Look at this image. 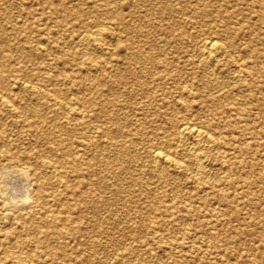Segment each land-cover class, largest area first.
<instances>
[{
	"label": "rangeland",
	"instance_id": "1",
	"mask_svg": "<svg viewBox=\"0 0 264 264\" xmlns=\"http://www.w3.org/2000/svg\"><path fill=\"white\" fill-rule=\"evenodd\" d=\"M0 61V264H264V0H0Z\"/></svg>",
	"mask_w": 264,
	"mask_h": 264
},
{
	"label": "bare ground",
	"instance_id": "2",
	"mask_svg": "<svg viewBox=\"0 0 264 264\" xmlns=\"http://www.w3.org/2000/svg\"><path fill=\"white\" fill-rule=\"evenodd\" d=\"M22 21V20H21ZM104 30V29H103ZM97 33H98V35H101L104 31H102V30H100V28L98 29V30H95ZM102 31V32H101ZM95 32V33H96ZM96 33V34H97ZM94 34V33H93ZM97 36V35H96ZM99 43V42H98ZM202 44H201V46H200V53L203 55V57H205V55L206 56H208V55H210L211 53H213V52H215V51H217L218 49H219V46L217 45L218 44V42L217 41H214V40H204V41H202L201 42ZM19 44V43H18ZM21 44V43H20ZM199 46V45H198ZM221 46H222V44H221ZM19 47V46H18ZM199 48V47H198ZM226 49V48H225ZM86 53V52H85ZM143 53V52H142ZM214 54V53H213ZM128 55V54H127ZM230 55V54H229ZM87 57V56H86ZM202 57V58H203ZM143 58V57H142ZM152 58V57H151ZM201 58V57H200ZM201 58V59H202ZM207 58V57H206ZM217 58V57H216ZM84 59H86V58H84ZM2 60H4V59H2ZM150 60V59H149ZM215 60V59H214ZM133 61H134V58H133ZM140 61V60H139ZM82 62V61H81ZM2 65H4V64H1V61H0V67L2 66ZM5 66H7L6 64L2 67L3 69H4V67ZM1 71H3V70H1ZM4 71H5V69H4ZM141 71H143V70H141ZM238 72H239V70H238ZM2 74V73H1ZM0 74V109H3V110H5V111H7V112H9V113H11V114H13L15 117H17V118H19L20 117V112H19V110L14 106V104L13 103H11V101L9 100V98H8V96H7V94H6V89H5V87H1V83L3 82H5V77L4 76H2ZM66 75V74H65ZM132 75V74H131ZM121 76V75H120ZM239 76V75H238ZM140 78V77H139ZM96 80V79H95ZM138 80V79H137ZM94 81V80H93ZM200 82H201V80H200ZM14 84H18L19 85V87H22V88H28V90L29 91H32V92H35V88L31 85H28V84H25V81H23V82H20V81H18V80H14ZM30 84V83H29ZM37 88L38 89H41V88H39L38 86H37ZM182 89V88H181ZM184 90V89H183ZM43 91V90H42ZM181 91V90H180ZM182 92V91H181ZM188 92H190V91H188ZM46 93V92H45ZM19 94V93H18ZM48 94V93H47ZM49 94H51V93H49ZM48 94V95H49ZM13 95V94H12ZM185 95V94H184ZM14 96V95H13ZM182 99V98H181ZM35 103V102H34ZM71 107V106H70ZM228 107V106H227ZM32 119V118H31ZM194 125V124H193ZM193 125H190V124H188V123H181V124H179V125H177V135L178 136H180V137H182V136H184V135H191V136H193V137H195V138H198L199 139V137L202 135V132H201V130H199V128H196V126H193ZM24 131V130H23ZM24 134V133H23ZM205 135V134H204ZM209 136V135H208ZM179 137V138H180ZM205 137V136H204ZM197 142V141H196ZM198 143V142H197ZM179 144V143H178ZM177 144V145H178ZM191 146V145H190ZM196 146V145H195ZM79 147V146H78ZM193 147V146H192ZM75 149V148H74ZM76 149H79V148H76ZM186 152H187V150H186ZM202 152V151H201ZM200 152V153H201ZM198 154V153H197ZM197 154H195V156L196 157H198V158H200V156H202V155H197ZM150 155H151V159H152V161H154V162H161V163H172L171 162V160H170V158L166 155V154H164V153H162L160 150H158V149H156V148H154L152 151H151V153H150ZM1 157V156H0ZM44 161V162H42V161ZM40 161L42 162V163H47V165H48V167L50 168V169H52V171H57V169H58V166H57V164L55 163V162H45V161H48V160H45V159H41ZM173 160V159H172ZM175 160V159H174ZM177 162V161H176ZM4 163V162H3ZM2 163V164H3ZM174 163V162H173ZM198 167V166H197ZM201 167V166H200ZM19 168V167H18ZM199 169V168H198ZM162 171V170H161ZM16 172L19 174V176H17L16 175V177L17 178H22V177H24V180H26V178L28 177H30V182H31V185H33L34 187H37V186H40L39 185V183H38V181H39V175H38V173H36L35 171H33L30 167H20L19 169H17L16 170ZM51 172V171H50ZM63 172V171H62ZM67 172H68V170H67ZM14 174H15V172H13ZM52 173V172H51ZM9 174V173H8ZM11 174V173H10ZM56 177H58V176H56ZM5 178H7V177H5ZM67 178V177H66ZM11 179V178H10ZM46 179V178H45ZM59 180V179H58ZM11 181H12V179H11ZM5 182H6V179H5ZM16 182V181H15ZM19 182V181H18ZM27 181H25L24 183H26ZM8 184H9V182H7ZM23 184V183H22ZM22 184H20V185H22ZM24 185V184H23ZM5 186V185H4ZM7 186V185H6ZM10 186V185H9ZM14 187H18V186H15V185H11L10 186V188H8V189H10V193H11V190L12 189H14ZM25 188H22L23 190H26V192H25V194L24 193H22V194H24V195H22V196H24V197H22L23 198V203L24 202H26V200H28V199H31V198H33L35 195H36V193H37V189H32L31 190V192L28 190V189H26V187L27 186H24ZM20 188V187H19ZM28 188V187H27ZM17 189V188H16ZM6 190V189H5ZM17 192V191H16ZM23 192V191H22ZM1 193V192H0ZM2 194H4V193H2ZM12 195H14V194H12L11 193V195L9 194L8 196H10V198H11V201H9L10 203L12 202V200H14L15 201V197H13ZM17 195V194H16ZM3 197V196H2ZM21 197V196H20ZM19 197V198H20ZM17 198V197H16ZM51 199V198H50ZM22 200V199H21ZM14 201H13V203H14ZM20 201V200H19ZM48 201V200H47ZM42 202V201H41ZM28 203V202H27ZM39 203V202H38ZM26 204V203H25ZM2 205H4V204H2ZM47 205V204H46ZM29 206H30V204H29ZM157 208V207H156ZM52 209V208H51ZM27 211V210H26ZM6 213V212H5ZM204 213V212H203ZM2 214H4V213H2ZM23 214V213H22ZM5 215V214H4ZM47 215H48V213H47ZM39 222V221H38ZM103 225V224H102ZM59 227H57V229H58ZM5 232V231H4ZM65 232V231H64ZM183 233V232H182ZM182 235V234H181ZM169 246V245H168ZM6 247V246H5ZM19 254V253H18ZM21 254V253H20ZM193 254V253H192ZM1 257V256H0ZM6 257V256H5ZM2 259V258H1ZM11 259H12V261H11V264L13 263V264H24L23 263V261H24V259H23V256H20V255H12V257H11ZM4 261V260H3ZM25 262V261H24Z\"/></svg>",
	"mask_w": 264,
	"mask_h": 264
}]
</instances>
